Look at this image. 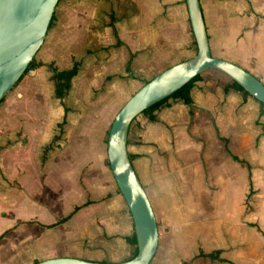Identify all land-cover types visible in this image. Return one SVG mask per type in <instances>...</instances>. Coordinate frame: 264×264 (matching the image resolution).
<instances>
[{
	"label": "crops",
	"instance_id": "0c3cea01",
	"mask_svg": "<svg viewBox=\"0 0 264 264\" xmlns=\"http://www.w3.org/2000/svg\"><path fill=\"white\" fill-rule=\"evenodd\" d=\"M199 3L211 55L264 82V0ZM195 53L185 0H58L35 56L40 65L6 100L21 111L6 108L0 123V163L16 156L7 175L20 170L21 193L50 215L0 228V235L6 232L0 264L131 257L132 218L106 163L103 133L115 105L140 83ZM74 61L78 72L67 95L80 99L88 87L99 89L100 98L115 101L111 111L100 104L94 105L100 111H56L57 81L49 65L67 70ZM84 71L86 88L76 94ZM200 74L189 103L170 97L152 111L153 120L140 113L128 129L127 152L159 232L150 264H264V106L229 86L224 73ZM125 83L130 88L110 95L112 84ZM75 207L65 222L45 226ZM25 226L32 227L28 236L18 235ZM200 251H219L218 259Z\"/></svg>",
	"mask_w": 264,
	"mask_h": 264
},
{
	"label": "water",
	"instance_id": "95a60500",
	"mask_svg": "<svg viewBox=\"0 0 264 264\" xmlns=\"http://www.w3.org/2000/svg\"><path fill=\"white\" fill-rule=\"evenodd\" d=\"M58 0H0V101L16 85L42 45ZM196 53L154 75L114 115L106 139V155L115 183L133 223L136 254L120 262L52 257L32 264H149L159 242L150 200L127 152L132 120L149 106L170 96L207 69L218 70L264 104V82L240 65L211 55L199 0H185ZM35 70H31L33 75Z\"/></svg>",
	"mask_w": 264,
	"mask_h": 264
},
{
	"label": "rangeland",
	"instance_id": "374dc122",
	"mask_svg": "<svg viewBox=\"0 0 264 264\" xmlns=\"http://www.w3.org/2000/svg\"><path fill=\"white\" fill-rule=\"evenodd\" d=\"M38 51L36 52V54L38 53ZM35 56H34V59H35ZM84 73L85 71L82 72L81 76L77 78L76 85L74 86L75 89L73 88V91L76 94L82 92L84 90V87L86 88V86L84 85L85 83L83 81ZM29 75H31L30 72H27L26 74H24L21 80L29 77ZM21 80H19L17 84L10 90V92H8L5 95L3 101L0 103V123L2 124H5L4 113L5 111H7L6 108L9 109L8 111H10L11 107L12 108L15 107L17 109L16 111H21L20 105L13 104L14 106L13 105L10 106L6 103V100L8 99V97H10L11 93L17 90L16 86L21 83ZM141 84L142 83H140V86ZM129 85H130L129 83L118 84V85L112 84L110 86V90H111L110 95L113 96L114 92H119L123 90V88L125 89L130 88ZM99 94H100L99 89H92L88 87L87 94L83 98H80V99L79 98L76 99V97H73L72 95L68 96L67 94H66L67 96H65L62 99H59L56 96V111H64V106H66L69 109V111H79V112L80 111H100L94 108V105L96 104L103 105V107H105L106 105H109V110L111 111V109L114 107L113 103L115 101H112L111 99L104 100L100 98ZM117 103H118V100H117ZM121 105H123L121 104V102L115 105V108L113 109V113H116L120 109ZM114 115L112 114L111 116H109V121H110L109 126L103 133L104 141L107 138L108 130L114 118ZM12 118L14 120H18V119H15L13 116ZM0 149L3 150L2 144H0ZM15 157L16 156L14 155L13 157L7 156L5 162L3 163L1 161L0 163V228L5 227L6 225L8 227V224L10 225L11 223H13V221H16L19 219H26L27 217H30L31 219H45L47 216L50 215L49 211L43 210L40 207L35 206L33 202H31L32 199L30 197H25L24 194H22L23 191L21 193L20 179L18 177L20 170H18V175L16 177L15 176L10 177L14 169V165L16 163V162H13L15 161ZM7 174H10V175L8 176ZM4 216H6V218ZM31 228H32L31 226H25L21 228V230H19L18 235L28 236V231H30ZM5 252L6 250L4 249V251L2 252L3 257H5Z\"/></svg>",
	"mask_w": 264,
	"mask_h": 264
},
{
	"label": "trees",
	"instance_id": "16d2710c",
	"mask_svg": "<svg viewBox=\"0 0 264 264\" xmlns=\"http://www.w3.org/2000/svg\"><path fill=\"white\" fill-rule=\"evenodd\" d=\"M54 13V12H53ZM52 21H53V15L51 17V20L49 22V25H48V29L50 28L51 24H52ZM48 31V30H47ZM122 42L117 39L115 45L116 46H119L121 45ZM133 55L131 54V57ZM131 57L130 59L128 60L127 62V65H126V70L127 71H130L131 70V67H130V63H131ZM40 63H37L35 61V59L33 58V60L29 63L28 67L26 68L25 70V73H27L28 69H33L35 68L36 66H39ZM50 69L53 71L54 73V78L56 79L57 83H56V90H55V93H56V96L57 98L59 99H62L64 98V96L67 94V92L69 91L70 87H71V80L72 78L77 74L78 72V67H79V62L78 61H74L73 65L71 66L70 69H67V70H58L56 67L53 66V64H50L49 65ZM24 74L20 77L19 80H21V78L24 76ZM201 77V74H197L195 77H193L190 81H188L185 85H183L182 87H180L178 90H176L175 92H173L170 96H167L165 97L164 99L154 103L153 105L149 106L147 109H145L142 113L144 114H147L148 117L153 120L154 119V115H152V111L157 109L166 99L172 97V98H179L181 100H183L184 102L186 103H189L190 102V89L193 85V83L198 80L199 78ZM17 84V83H16ZM229 86L239 90V91H242L244 93H248L239 83H237L236 81L232 80L229 78V83H228ZM227 85V86H228ZM3 101V99L0 101V103ZM262 105L264 106V104L262 103ZM67 111H69V109L64 106V112L65 114L67 113ZM65 123V115L62 119V121L60 122V126L62 124ZM106 163L107 165H109L108 163V160H106ZM78 207H75L74 210L69 213L68 215L58 219L56 222L52 223V224H48V225H45L46 227H53L57 224H60V223H63L65 222L66 220H68L70 218V216L73 214V212H75V210H77ZM6 232H3L1 235H0V238H2V236L5 234ZM128 242L132 245H136V238H135V235L134 233L132 234V236L130 238H128ZM137 252V249L135 247L131 257H133ZM218 254H219V251H213L211 253H202L200 251V253L198 254V256H202V257H210L212 259H218ZM130 257V258H131ZM182 264H188L187 262H183Z\"/></svg>",
	"mask_w": 264,
	"mask_h": 264
},
{
	"label": "built area",
	"instance_id": "2783aa9c",
	"mask_svg": "<svg viewBox=\"0 0 264 264\" xmlns=\"http://www.w3.org/2000/svg\"><path fill=\"white\" fill-rule=\"evenodd\" d=\"M27 72H31V69H28V71Z\"/></svg>",
	"mask_w": 264,
	"mask_h": 264
}]
</instances>
